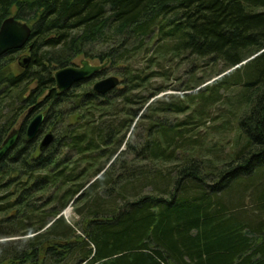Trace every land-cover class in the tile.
Instances as JSON below:
<instances>
[{
  "label": "trees",
  "instance_id": "1",
  "mask_svg": "<svg viewBox=\"0 0 264 264\" xmlns=\"http://www.w3.org/2000/svg\"><path fill=\"white\" fill-rule=\"evenodd\" d=\"M9 17L31 35L0 58V105L27 113L0 160V191L10 192L0 196V238H22L0 243V264H264V0H0V26ZM152 41L170 42L164 52L174 58L222 63L210 84L241 86L233 147L211 170L182 152L195 148L187 136L195 118L184 107L148 105L162 90L133 95L156 75L125 73L122 89L90 91L110 63L126 61L133 42ZM20 52L29 62L14 73ZM77 57L103 67L60 93L49 66ZM136 105L148 113L143 160L164 166L173 158L175 176L128 163ZM163 110L189 115L169 126L156 118ZM111 112L123 115L118 125L103 115ZM39 114L38 136L27 140L26 118ZM74 115L70 129L49 132L58 117ZM43 129L53 140L40 150ZM150 186L156 195L143 192ZM73 204L80 228L62 214Z\"/></svg>",
  "mask_w": 264,
  "mask_h": 264
},
{
  "label": "rangeland",
  "instance_id": "2",
  "mask_svg": "<svg viewBox=\"0 0 264 264\" xmlns=\"http://www.w3.org/2000/svg\"><path fill=\"white\" fill-rule=\"evenodd\" d=\"M170 42H133V52L126 55V61L120 62L118 64L110 63L104 72L95 79L90 87V91L93 92V85L102 79L108 77H116L119 82H122L121 75L125 73H132L133 77H139V80H146L148 75H156L150 80L145 81L147 84L144 86L145 89L139 92H133L138 99L146 97L157 90H162L163 92L158 94L154 99H151L148 105L158 103L155 109L163 107L166 109L168 107H184L192 115L195 120L191 119L194 123L192 125L193 132L191 138H193L191 148L189 145L186 146L187 150L182 151L195 159L196 162L200 163L205 170H211L214 167L220 165L223 160L230 153L233 147L234 140L236 138L237 131V119L239 117L241 109L238 108L240 102V93L242 92L241 86L239 85H222V84H210L211 81L217 80L223 72V64L210 63L207 60L197 59L195 57L188 58H174L168 51ZM103 51H108L106 46L102 48ZM101 50V47L99 48ZM26 53L20 52L15 55V61L13 65H10V70L17 73L21 70L19 62L22 58H25ZM85 60L83 57H77L73 60V67H79L80 62ZM88 62V61H87ZM90 65L102 64L98 60L89 59ZM47 67V66H46ZM69 67V66H68ZM50 68V69H49ZM47 67L51 74L55 73L58 69L54 70L52 66ZM226 73V72H225ZM139 75V76H137ZM210 79V80H209ZM209 82V83H208ZM210 84V85H209ZM208 86L207 91H205V86ZM119 89L123 86L119 84ZM204 88V89H203ZM200 89V91H198ZM202 90V91H201ZM90 92V93H91ZM201 92V93H200ZM94 93V92H93ZM189 97V98H187ZM135 99V98H134ZM42 98L37 100V104L41 102ZM139 106H133V156H127V161L133 169H144L148 172H158L162 175H169L171 177L175 176L178 163L171 158L166 165L161 163H149L143 160L142 148L146 140V132L143 125H147L145 121L141 118L145 115L148 117V113L145 112V108L138 111ZM163 114L158 113L156 118L162 119L169 126L177 125L179 122L184 121L188 113L174 114L168 113L163 110ZM124 113H129L128 110ZM27 113L19 105H12L10 103H5L0 105V129L5 128V135L3 140L8 136L12 130H18L22 123L25 121ZM57 115V114H56ZM104 117H109L115 121L116 125L122 121V114L116 115L111 112L110 114H103ZM77 115L66 116L67 119H61L58 117L54 121V126H50L49 130L43 129L39 142L42 137L49 131L54 135L55 133L61 132L65 129H70L71 125H75ZM34 117L26 118L27 126ZM130 119V117H129ZM26 126V127H27ZM184 129V128H183ZM186 130V129H185ZM55 136V135H54ZM127 137V136H126ZM125 151V147L122 148ZM38 153H35V156ZM144 161V162H142ZM120 173V172H119ZM144 193H149L156 195L157 191H154L153 187L143 189ZM9 189L4 192L0 191L1 197L9 196ZM160 196V195H158ZM74 206H68L62 214L65 216L66 222L71 225L79 226L80 219L75 215L72 210ZM80 205H76L78 207ZM2 224L1 229H5ZM22 238L11 237L7 239L0 238V243L2 242H17Z\"/></svg>",
  "mask_w": 264,
  "mask_h": 264
},
{
  "label": "water",
  "instance_id": "3",
  "mask_svg": "<svg viewBox=\"0 0 264 264\" xmlns=\"http://www.w3.org/2000/svg\"><path fill=\"white\" fill-rule=\"evenodd\" d=\"M31 35L30 27L13 17L4 20L0 26V58L10 51H19L26 47ZM29 62L28 56L22 58L20 66L25 68ZM102 67L98 65H90L86 60L80 62V67L69 66L55 71L53 78L56 89L62 93L70 90L75 84L90 79L94 73L98 72ZM116 77H108L97 81L92 90L100 96H105L119 86ZM43 114L34 117L26 128V139L32 140L38 136L39 129L43 121ZM18 131L13 130L5 138L0 146V160L11 149L17 140ZM53 140L51 133L45 134L40 141L39 148L43 150L47 148Z\"/></svg>",
  "mask_w": 264,
  "mask_h": 264
}]
</instances>
